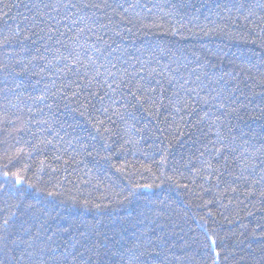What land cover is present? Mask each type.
<instances>
[{"label": "trees", "instance_id": "obj_1", "mask_svg": "<svg viewBox=\"0 0 264 264\" xmlns=\"http://www.w3.org/2000/svg\"><path fill=\"white\" fill-rule=\"evenodd\" d=\"M51 2L0 0V168L59 193L0 175V264H205L206 230L220 264H264V180L251 187L264 177V0H73L101 5L75 16ZM66 12L90 19L50 34L41 17ZM73 48L96 59L87 77L60 58ZM100 64L117 81L138 72L129 86L152 99L135 104L124 85L90 95ZM213 142L228 179L249 178L236 193L220 195L214 178L205 190Z\"/></svg>", "mask_w": 264, "mask_h": 264}, {"label": "snow or ice", "instance_id": "obj_2", "mask_svg": "<svg viewBox=\"0 0 264 264\" xmlns=\"http://www.w3.org/2000/svg\"><path fill=\"white\" fill-rule=\"evenodd\" d=\"M45 8L47 9H52L54 12L59 13L61 9L65 10H77V12H74L73 15H77V13L82 9V8H87V7H95V8H100V4H79L76 2H73V0H54V2L47 3L44 5ZM150 11V9H149ZM50 17V18H49ZM36 17H33V20H35ZM41 19L44 20L45 25H46V30L50 34H54L59 32V26L61 24H64L66 21L71 20V23L73 25H79L82 22L86 24L87 20L90 19V17H85V16H80L78 19H72L71 16L67 15V12L65 13L64 20L58 19L57 16H52L51 13H45ZM55 21V23H53ZM147 27V25H145ZM157 27H163L162 25H154ZM104 27H107V25H104ZM45 28H42L41 31H44ZM85 31V28H79L76 35L73 37L75 40L79 41L80 40V34ZM88 32H91L93 35L90 36L88 39L91 40L93 37L95 38L96 41H104V35H101L97 30L92 29L90 27L87 28ZM128 31H131V28L128 29ZM65 33L60 32V35L63 36ZM119 34V33H117ZM172 35H176V32H172ZM86 47L85 44H80V48L84 49ZM87 47L91 48H98L97 44L93 43L90 45H87ZM99 50V49H98ZM83 53L79 51L76 48H73L68 55H61V59L66 61V68L67 72H73V70L79 71L81 69L84 70V76L87 77L89 75V72L87 71L88 69L92 68L96 64V59L92 56H88L87 62H85L84 59H82ZM105 67L103 64H100L99 67L95 68L94 74L91 76V79L87 80V85L91 86L93 84V81H96L98 84V89L90 93V95H94L95 97H98L99 99L103 100L105 98V93L104 90H111V93H115L117 89H121V86L124 85L127 87V92L123 94L124 98L126 99L128 96L132 98V101L135 102V104H139L143 106L144 104L148 103L151 97H147V94L144 89V85L140 83L138 80L135 83V85L129 86V82L131 80H136L137 77L139 76V73H134L130 74L126 70H122L121 73L119 74V81L116 79H113V77H116L118 73L112 72L111 69L106 70L105 72H101L100 68ZM112 67H116V65H112ZM103 77L101 80L100 78ZM127 77V79H126ZM78 83V82H77ZM71 87V85H69ZM135 88V90H133ZM157 90L154 88H149L147 89V92H156ZM74 97L81 95V92L79 91H74L73 93ZM162 95V92H161ZM178 95V94H177ZM40 99H44L43 97H40ZM115 103H120L119 100L114 101ZM153 103H156V100H152ZM162 103V101H161ZM205 103H208V101H205ZM86 107V105H85ZM179 111V109H177ZM103 111H107V109H103ZM83 115V113H81ZM98 123L103 124L104 121H98ZM99 131V129H97ZM46 143H51V141H47ZM22 151V150H21ZM206 151H209L206 149ZM224 151V148L217 147L216 142H213V147L210 150V159L204 160L202 163L206 165V167L198 169L202 173L201 178L206 184H209V187L205 189L206 191H211L212 183H213V178H214V184L215 187L220 189L221 186L223 185L222 191L220 195L226 196L228 192L236 193L238 184L236 183L240 179H249L248 177H241V176H233L232 179H228V176L230 173L227 172L226 165H227V160L223 157L222 153ZM11 159V158H9ZM166 155L165 157H162L160 163L163 164L165 162ZM224 159V165L217 166L220 163V160ZM213 161H216L214 164ZM119 170V169H118ZM22 171L23 169H18L16 171H12L11 169H8L7 164L3 166V168H0V175L3 176L4 178V185L5 187L8 186L9 182L13 187L15 186H21L20 190H23L22 186L26 185L28 189H34L36 190L38 195H47L50 197H54L58 195L59 193L54 192V191H47L43 188H38L36 184L30 183L28 180L22 178ZM264 180V177H261V180H257L251 183V187H255L256 184L261 183V181ZM144 187H150L149 185H145ZM184 187H187V185H184ZM204 185H201V188H203ZM0 191H4V188H0ZM130 195H135V192L131 193ZM245 196H251L254 195L251 191L243 193ZM262 197H264V191L260 193ZM264 202V201H262ZM209 203H212L209 201ZM222 206L223 205V200H221ZM31 207V205H29ZM16 207H19V205H16ZM205 208H207V205H204ZM12 216H15V213L11 214ZM212 212L208 211L206 213V217H202V219H206L207 217H212ZM11 217L5 218L3 220V227L5 231H7V227L10 223ZM0 239H6V237H0ZM205 240H206V247L209 250L208 254V260L205 262V264H220V252L217 251V239L215 237V233L210 230L205 231Z\"/></svg>", "mask_w": 264, "mask_h": 264}]
</instances>
